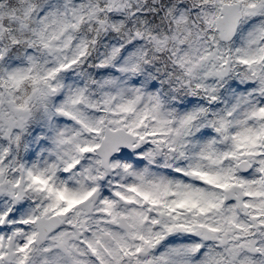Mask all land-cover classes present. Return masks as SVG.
<instances>
[{
    "label": "snow or ice",
    "instance_id": "snow-or-ice-1",
    "mask_svg": "<svg viewBox=\"0 0 264 264\" xmlns=\"http://www.w3.org/2000/svg\"><path fill=\"white\" fill-rule=\"evenodd\" d=\"M0 264H264V0H0Z\"/></svg>",
    "mask_w": 264,
    "mask_h": 264
}]
</instances>
